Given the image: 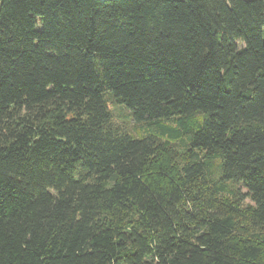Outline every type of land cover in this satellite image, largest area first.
I'll return each mask as SVG.
<instances>
[{
  "label": "trees",
  "instance_id": "trees-1",
  "mask_svg": "<svg viewBox=\"0 0 264 264\" xmlns=\"http://www.w3.org/2000/svg\"><path fill=\"white\" fill-rule=\"evenodd\" d=\"M0 264H264V0H0Z\"/></svg>",
  "mask_w": 264,
  "mask_h": 264
}]
</instances>
